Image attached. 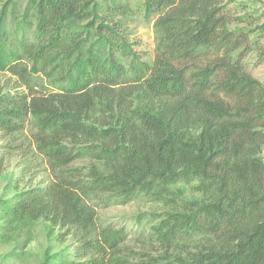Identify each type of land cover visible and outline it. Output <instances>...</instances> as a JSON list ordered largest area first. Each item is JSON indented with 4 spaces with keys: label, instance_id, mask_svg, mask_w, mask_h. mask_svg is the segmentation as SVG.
Wrapping results in <instances>:
<instances>
[{
    "label": "trees",
    "instance_id": "1",
    "mask_svg": "<svg viewBox=\"0 0 264 264\" xmlns=\"http://www.w3.org/2000/svg\"><path fill=\"white\" fill-rule=\"evenodd\" d=\"M232 2L144 0L149 62L125 0H0V132L34 126L55 176L0 199V241L43 218L75 248L41 264H133L98 208L144 198L166 205L136 217L162 252L135 264H264V84L245 64L264 13L232 20Z\"/></svg>",
    "mask_w": 264,
    "mask_h": 264
},
{
    "label": "rangeland",
    "instance_id": "2",
    "mask_svg": "<svg viewBox=\"0 0 264 264\" xmlns=\"http://www.w3.org/2000/svg\"><path fill=\"white\" fill-rule=\"evenodd\" d=\"M125 1L132 9L126 17L127 36L135 43V49L142 58L152 62L155 59L157 46L154 20L148 21L145 18L144 0ZM263 3L264 0H234L224 12L230 15L232 20L245 17L249 13L260 15L264 13ZM260 20H264V15ZM244 24L249 25V22ZM262 49H264V38L261 45L247 55L245 64L246 69L264 84V58L260 54ZM9 78H11L10 73L0 76L2 87L7 85ZM36 133L37 129L34 126H28L16 134L0 132V199L11 198L23 190L40 184L45 185L55 178L53 169L37 148ZM261 155L264 158V149ZM82 163L85 162L78 161L74 164L82 165ZM4 208L3 203L0 206V212ZM165 208L166 205L162 202H151L143 198L125 205L99 207L98 214L101 223L105 225L127 227L129 238L122 251L127 256L131 251L136 252L137 254L129 256L135 264L139 254L143 252L153 255L162 252L161 245L143 236L145 234L136 222V217L138 215L147 217L150 212H159ZM2 225L3 221L0 219V228ZM48 225L49 221L42 218L37 220L30 229V237L26 231H20L18 234L14 232L19 240L10 243L0 241V264H41L47 251L50 253L73 252L75 248L73 235H65L68 232L67 229H59V227L53 235H50ZM59 232L62 234L60 239L57 237ZM20 239L27 242L23 249H17L23 243ZM16 252L18 256H15Z\"/></svg>",
    "mask_w": 264,
    "mask_h": 264
}]
</instances>
